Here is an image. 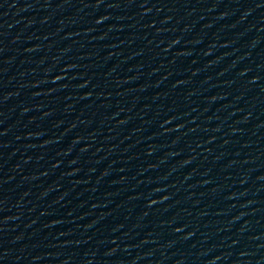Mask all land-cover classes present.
Segmentation results:
<instances>
[{"label": "water", "instance_id": "obj_1", "mask_svg": "<svg viewBox=\"0 0 264 264\" xmlns=\"http://www.w3.org/2000/svg\"><path fill=\"white\" fill-rule=\"evenodd\" d=\"M0 264H264V0H0Z\"/></svg>", "mask_w": 264, "mask_h": 264}]
</instances>
